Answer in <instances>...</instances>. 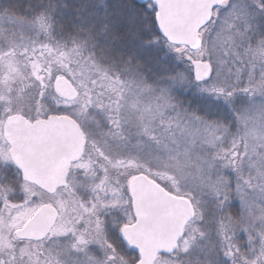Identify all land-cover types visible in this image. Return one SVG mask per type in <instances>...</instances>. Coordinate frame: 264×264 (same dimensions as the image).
<instances>
[{"label": "snow or ice", "instance_id": "snow-or-ice-1", "mask_svg": "<svg viewBox=\"0 0 264 264\" xmlns=\"http://www.w3.org/2000/svg\"><path fill=\"white\" fill-rule=\"evenodd\" d=\"M0 264H264V0H0Z\"/></svg>", "mask_w": 264, "mask_h": 264}]
</instances>
